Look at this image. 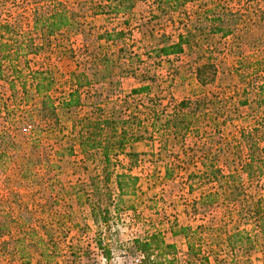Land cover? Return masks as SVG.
Returning <instances> with one entry per match:
<instances>
[{
  "label": "rangeland",
  "instance_id": "374dc122",
  "mask_svg": "<svg viewBox=\"0 0 264 264\" xmlns=\"http://www.w3.org/2000/svg\"><path fill=\"white\" fill-rule=\"evenodd\" d=\"M97 1L100 0H0V41H7L3 49H12L15 40L22 44L28 40L39 43L41 32L33 30L36 16L59 10L73 11L77 22L72 29L63 28L49 35L47 44L42 41L37 53H26L17 64L24 76L27 68L48 67L56 73L50 91L52 97H61L67 91V74L63 73L66 69L78 67L88 73L100 69L91 52L94 56L105 54L109 59L105 71L112 73V86L109 89L105 83L106 87L100 89L98 84L93 85L88 92H81L82 103L104 102L105 99L109 106L115 99L119 102L131 88L140 85L141 76L146 75L155 83L148 93L161 99L162 104L168 101L164 111L169 112L171 105L180 99L190 101L187 108L190 110L196 97L217 94L207 109L218 108L220 116L215 120L199 118L197 134L189 130L181 143L171 136L164 137V149L156 148L158 142H153L151 148L144 141L138 143L134 149L138 156L128 169L137 179L117 200L113 174L121 170L120 165L127 164L123 156H118L110 166L108 181L112 203L118 209L115 212L110 205L113 220L106 227L101 222L93 223L88 215L89 201L106 204L102 183L98 184L101 187L96 194L89 192V201L82 195L81 202L76 201L75 188L83 184L88 189L85 180L88 175L102 176L97 158L86 159L75 146L71 154L55 153L62 145L72 143L71 116L88 108L81 104L71 108L68 115L58 110L57 128L36 136L32 132L35 122L4 118V106L12 107L17 102L14 97L20 94L17 81L9 85L4 62V78H0V151H4L0 158V264H44L45 260L37 253L39 250L50 254L51 264H104L95 246L97 238L110 250L109 264H125L135 255L130 248L133 237L159 231L169 239L172 227L222 225L226 220L225 208L237 205V202H222L216 178L205 171L213 166L226 173L234 167L236 159H245L249 130L258 124L254 120L260 112L249 114L248 105L238 103L236 88H241L242 84L231 69L238 59L245 63L242 68L251 67L246 62L251 61L252 52H256L262 62L255 68L260 70L248 80L255 83L261 81L259 75L264 77V0L249 3L246 0H180L183 2L174 9L159 7L157 0H140L125 14L92 13L93 3ZM203 11L206 15L211 11L222 13V22L216 24L224 27L228 34L221 37L220 33H209L204 41L192 42L195 44L191 48H184L177 55L155 56L153 49L174 41L177 33L190 29L196 23L195 17L203 21ZM123 19L126 23L121 22ZM200 24L207 29L206 20ZM110 29H122L123 37L114 44L97 38ZM119 46L123 52H117ZM208 51L214 76L200 85L195 79L194 67L205 61ZM129 53L137 57L128 61ZM251 96L245 95L248 100ZM166 163L171 164L167 179L163 178ZM257 185L245 181L243 184L245 191L248 188L247 191L257 190L260 194L264 191V174ZM208 192L217 194L206 196ZM243 221L237 227L249 231L252 223L249 219ZM231 227H234L233 218L225 223L226 230ZM210 232H198L199 239L194 237L193 244L200 249L199 255L207 254L208 264H217L212 254L207 253L215 231ZM36 238L41 239L40 242ZM261 250L264 243L262 249L248 251L246 264H263ZM198 257L186 254L179 262L200 264Z\"/></svg>",
  "mask_w": 264,
  "mask_h": 264
},
{
  "label": "trees",
  "instance_id": "16d2710c",
  "mask_svg": "<svg viewBox=\"0 0 264 264\" xmlns=\"http://www.w3.org/2000/svg\"><path fill=\"white\" fill-rule=\"evenodd\" d=\"M136 1L140 0H105L93 3L92 13L95 12H108L111 14L128 13ZM247 3L253 0H246ZM183 1L180 0H157L159 7L176 8ZM203 11V19L208 22L206 28L201 25L203 21H197L199 17H195L196 23L184 32L176 34L175 40L171 42L162 43L153 49L156 57L169 55H177L181 53L184 48H191L192 42H199L205 40L206 36L211 33H220V36H225L228 31L221 27L218 23L221 21V14L211 11L210 15H206ZM74 12L59 10L48 13L47 15H38L33 20V30H40L42 37L39 43H32L31 40L22 44L17 40L14 41V47L9 51L3 49L7 41H0V78H4L2 74V67L8 72V83L13 86L17 81L19 84L20 94L15 99L17 102L12 107L4 106V118L14 117L22 121H33L34 126L32 132L38 136L41 132H52L57 128L58 110L64 111L68 115L71 108L78 107L81 104L88 109L79 115L71 116L69 134H72V143L62 145L56 154H71L76 147L78 153L83 155L86 159L92 157L97 158L100 164V172L102 176L95 173L88 175L85 179L87 181L88 189L83 187L75 188L77 191L76 201L80 203V195L83 196L85 201H89V192H96L99 190V183L105 189L104 200H99L90 203L88 208V215L93 223L101 222L108 227V223L113 220L111 215L112 211L109 209L110 205L114 207L116 212L118 207L112 203V192L109 190L108 181L111 173L110 166H113L118 156H123L127 164L123 167L120 165L121 170L113 174V183L116 189L117 200L126 193L127 188L133 187L137 177L130 175L129 167L135 163L138 153L131 149V144L144 141L148 146L153 147V142H158L156 148L164 149L166 138L161 137L171 136L175 141L180 143L184 140L185 135L189 130H194L193 134H197V122L199 118H208L215 120L219 115L218 108L207 109L211 105L217 94H210V96L196 97L193 100L194 107L187 110L190 103L187 99H180L173 105L169 112L164 111L168 101L165 104L160 103L161 99L156 96H151L148 91L155 85L152 77L142 75L141 83L137 87L129 90V93L124 98L115 99L111 105L107 106L103 100L100 102L89 101L82 103L80 99L81 92H88L89 88L98 84L100 89H110L112 86L111 75L112 73L105 71L109 59L105 54H92L100 65V69L85 72L84 69L78 67H71L63 71L67 74L65 82L68 89L61 97H52L50 94L54 77L52 70L48 67L44 68H25V73L22 72L20 67V59L24 58L28 52L37 53L41 49L44 41L47 44V37L60 31L63 28L72 29L77 22L74 18ZM260 15V14H259ZM258 18H260L258 16ZM126 23V19L121 21ZM216 22H218L216 24ZM124 31L122 29L104 30L97 35V38H103L105 42L114 44L116 40L123 37ZM24 48H27L23 51ZM117 52H123V48L119 46ZM86 55L88 53H85ZM126 59L131 61L136 58L135 53H129ZM210 52L206 53L204 60L194 67V76L200 85L211 80L214 76V68L210 63ZM251 61H248L251 67H243L245 64L242 59L236 61V65L232 70L240 82L241 88H236L238 103L240 105H248V112L257 114L260 112L254 121L258 124L253 125L248 133V140L246 141L248 152L245 154V159L235 160L234 167L226 173L213 166H208L205 174H209L212 178H216L218 194L222 196V202L235 203L231 208L227 207L223 211L226 220L222 225L219 224L215 227H210L207 224H197L194 228L188 225L178 226L176 229L173 227L170 230L171 235H181L186 244V254L188 256H199L198 261L200 264H208L207 254H201L200 249L194 246V237L198 238V232L215 231L212 234L207 253L212 254L213 260L217 264H246L248 260V251L252 249H262L264 243V191L257 194L254 192L244 190V181L247 184L254 182V186L258 187V179L264 174V77L259 75L261 81L248 80L253 75L258 74L256 65L261 64L262 60L257 59L256 52H252ZM251 58V57H250ZM5 62V64H4ZM23 64L25 61L23 59ZM2 64H4L2 66ZM25 66V65H24ZM249 70V71H248ZM60 75V74H58ZM146 80H149L147 82ZM115 82V81H114ZM113 82V83H114ZM106 83V85H105ZM116 84V83H114ZM87 88V89H85ZM251 94V99L248 100L245 95ZM12 119V120H14ZM18 121V120H17ZM27 126L31 125L27 123ZM158 134V135H157ZM158 138L156 141L153 139ZM8 145V142H6ZM4 151H0V158L4 155ZM235 156V155H234ZM177 157V155H173ZM122 163V162H121ZM172 163L177 164L176 161ZM124 170V171H123ZM171 174V164L166 163L163 169V178L167 179ZM101 178V180H98ZM98 180V181H97ZM246 187V186H245ZM89 190V191H88ZM131 192V191H129ZM216 192H208L206 196H215ZM101 197V194L99 195ZM240 200V201H239ZM109 201V203H108ZM115 205V206H114ZM233 218V226L231 230L225 229V223ZM249 219L252 227L247 231L237 227L243 220ZM214 228V229H212ZM251 231V232H250ZM208 234V233H207ZM40 242L41 239L36 238ZM37 242L36 244H40ZM95 246L100 251L104 259V264H109L110 250L101 244L100 239L95 240ZM130 248L133 254H140V262L142 264H185L179 262L175 257V249L172 243L164 241L163 235L159 231H151L144 233L141 236H135L130 240ZM262 251V261L264 264V250ZM39 257L45 260L44 264H51L52 261L50 254L45 250H39ZM22 257V256H21ZM28 260V259H25ZM27 262V261H25Z\"/></svg>",
  "mask_w": 264,
  "mask_h": 264
},
{
  "label": "crops",
  "instance_id": "0c3cea01",
  "mask_svg": "<svg viewBox=\"0 0 264 264\" xmlns=\"http://www.w3.org/2000/svg\"><path fill=\"white\" fill-rule=\"evenodd\" d=\"M164 138V137H163ZM172 138V137H171ZM158 139V138H157ZM173 139V138H172ZM138 143H140V142H136V143H133V144H131V149L134 151V149H135V146L136 145H138ZM143 144V143H142ZM163 167V166H162ZM162 167H160V170H162L161 168ZM171 222V221H170ZM169 232V231H168ZM169 235V239L168 238H166L165 236H163V238H164V241L165 242H168V243H172V245L174 246V249H175V257H176V259L179 261L180 260V258H185L186 257V254H185V250H186V245H185V241H184V239L180 236H172L171 234H170V232L168 233ZM166 239H168V240H166ZM178 245H177V244Z\"/></svg>",
  "mask_w": 264,
  "mask_h": 264
},
{
  "label": "built area",
  "instance_id": "2783aa9c",
  "mask_svg": "<svg viewBox=\"0 0 264 264\" xmlns=\"http://www.w3.org/2000/svg\"><path fill=\"white\" fill-rule=\"evenodd\" d=\"M140 259H141V255L136 254V255H134V257L130 261L126 262L125 264H142L140 262Z\"/></svg>",
  "mask_w": 264,
  "mask_h": 264
}]
</instances>
